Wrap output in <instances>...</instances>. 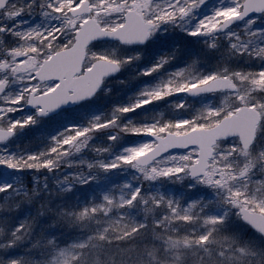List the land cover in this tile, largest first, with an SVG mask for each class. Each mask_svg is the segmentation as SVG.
Here are the masks:
<instances>
[{
    "label": "rangeland",
    "instance_id": "374dc122",
    "mask_svg": "<svg viewBox=\"0 0 264 264\" xmlns=\"http://www.w3.org/2000/svg\"><path fill=\"white\" fill-rule=\"evenodd\" d=\"M81 1L9 0L0 12V29L6 27L0 31V82L6 84L0 94V127L16 128L20 124L16 134L23 133L26 126L37 132L43 128L40 127L44 126L43 122L49 125L61 119L60 125L64 126L59 132L49 137L44 128L36 137L37 141L46 136L52 143H65L68 161L45 168L51 177L57 174L55 181H87L88 178L92 181L99 171L107 169L104 165L109 160H115L116 170L132 171L146 183L138 200L143 210L137 220L143 224L142 231L150 233V241L140 246L112 243L113 248L104 251L93 242L80 253L81 262L77 259L75 264H97L99 249L100 256L108 258L112 254L118 260L125 259L128 262L125 264H264V238L243 224L238 215L241 205L252 209L256 204L264 212V175L261 174L264 165L257 179L250 174L255 163L264 161V15L249 17L241 25L219 33L214 28L236 13L242 0H211L203 6L198 0H88L89 13L72 16L70 10ZM49 4L53 7H48ZM57 8L62 10L55 11ZM181 8L185 10L183 13ZM128 9L138 10L154 24L151 39L143 46L92 45L86 56L90 64L96 55L110 53L122 65L119 77L103 84L96 96L104 97L108 85L120 84L122 77L134 84L144 82L140 86L141 95L132 100L136 102L134 108L112 114L115 120L97 126L85 125L87 119L89 124L102 119L90 116L97 113L96 96L60 112L54 120V116L50 120L36 118L34 110L24 108L28 92L39 93L51 88L48 82L39 83L34 79L33 73L42 58L57 48L58 42L70 41L77 25L86 17L115 26ZM161 16L165 19L161 20ZM197 31L198 35L190 34ZM217 39L221 44L209 48ZM170 43L177 44V50L161 51L162 46ZM189 43L201 47L198 58L189 70L176 68L177 61L192 55ZM209 66L216 72L213 76H229L235 89L218 94L216 103H210L211 98L206 96L177 95L184 87L206 79L205 67ZM211 104L224 113L242 104L259 110L261 121L249 149L243 150L237 138L217 142L206 175L195 179L188 176V165L196 159L195 147L166 153L148 166L134 163V157L154 144V140L142 136L137 141L138 129L147 127L150 121L153 125L170 123L171 131H176L188 116L212 115ZM98 135L115 137L114 141H122L123 146L117 148L114 157L105 160L103 154H92L89 150ZM11 146L10 141L0 144V206L3 201L13 202L23 193L19 174L6 176L13 170ZM18 152L14 153L16 157ZM23 195L26 197V192ZM211 202L214 209L210 207ZM19 204L16 200L14 212L9 210L15 217L18 214L14 226L0 227V264H22L17 260L21 258L24 264H31L25 233L29 229L32 232L41 218L35 216L31 220L25 214L19 216L23 213ZM51 224L58 222L51 219ZM80 224L88 229L94 225L93 222ZM66 253L60 252V257L55 256L45 264H65L62 256ZM109 261L114 262L113 258Z\"/></svg>",
    "mask_w": 264,
    "mask_h": 264
},
{
    "label": "trees",
    "instance_id": "16d2710c",
    "mask_svg": "<svg viewBox=\"0 0 264 264\" xmlns=\"http://www.w3.org/2000/svg\"><path fill=\"white\" fill-rule=\"evenodd\" d=\"M100 22L104 26L112 27L107 21L103 20ZM68 42L69 39L63 42H58L55 47H63ZM220 44L221 43H219L217 39L212 42V45H210L209 48H214ZM92 45H106L111 48H119L123 46L117 42L106 41H98ZM177 47V44L170 43L162 46L161 51L173 49V51H175L177 50ZM189 47L191 50L190 54L192 55L188 58L177 61L176 64H174L176 68L186 67V69L189 70L192 67V63L198 58L199 54H197V52H200L201 47H193V43H189ZM157 55H159V53H157ZM96 56H104L114 59V56L110 53ZM152 63L153 61L150 64ZM150 64L148 66H150ZM147 67H144V70H146ZM205 69L207 72L205 75L206 79L216 73L211 71L212 69L210 66L205 67ZM116 77L119 76L116 75L107 78L104 84L106 85L110 80L115 79ZM121 79L122 81L120 80V84L117 82L108 85L104 97L100 94L96 96V98L98 97V102L95 107L97 113L93 112L90 116L92 117L94 115L93 118L99 116L102 119H93L95 120V124H89L87 119L85 122L86 126H97L99 124L111 122L112 120H115L116 117L112 116V114L123 113L136 106V102L132 100L135 99L136 96L141 95L139 94L141 90L140 86L143 85L144 82L140 81V83L134 84L128 79L124 81L125 78L123 77ZM203 80L197 81L196 83H200ZM127 82L131 85H127ZM220 93L221 92L210 94L206 97L211 98L210 103H216L217 101L215 97ZM128 95L130 96L128 97ZM210 108H212L210 109L212 115H204V113H202L198 117L188 116L186 123L179 126V129L176 131H186L195 126H210L226 114V112L224 113L219 107L212 104L210 105ZM69 110L70 109H66L64 111ZM173 110L177 111L175 107H173ZM106 114L108 115L106 116ZM55 117L53 120L56 119ZM193 118L194 120H192ZM50 119L51 118L42 120ZM75 122L77 121L75 120ZM62 123L61 119H58L49 125L48 122H43L44 126H40L43 128H40L37 132H32L30 130L31 127L26 126L24 127L23 133L15 134L14 138L10 140L12 145L10 147V153L13 154L11 167L13 170L10 169V173L6 174V176L11 177L10 175L19 174L22 181V184H20L22 186V192H26V197H24L22 193L16 199L21 203L19 205L22 206L23 213L19 216L25 214L26 216H30L31 220L35 216L41 218L40 223L34 226L32 232L31 229H29L25 233V238L27 239L25 245L28 248L31 259L29 263L45 264L55 256L60 257V252L67 251V253L62 256L65 260V264H75L77 259L81 262L82 259L80 258V253L83 254L88 249L87 246L93 242H96L101 246L103 251L106 248L112 249V243L140 246L149 242L151 236L150 233L142 231L143 224L137 220L143 210L140 207L138 200L143 193L144 187H146V183L141 181L140 177L132 173V171L126 173L119 172L120 170H116L118 167L117 161L109 160L114 157L113 154L117 151V148L123 146L122 141H114L115 137L105 138L100 135L94 137L95 143L89 146L90 152L92 154L93 152L103 154L105 160H109V164L104 165L107 169L99 171L98 176L94 177V180L92 181L89 180V178L87 181L84 179L83 181L75 182L55 181L58 180L57 174L53 173L52 177L54 178H52L47 170H45L46 167H43V165L46 161H51V164L55 166H58L57 164L60 162L68 161L67 153H65L66 146L65 143L61 141H58V143H52L46 136L40 138L38 141L36 137H39L38 132H41L42 134L44 128L47 129L49 137H52L63 128L64 125H60ZM19 126L20 124L15 125L14 127L18 128ZM150 129H152L153 132L162 133L167 130H172V127L170 123H167V125H153V123L149 121L147 127L138 129L137 134L139 136L136 137V140H140L143 133ZM18 150V156L16 157L14 153ZM15 164H17L16 167H13ZM263 165L264 161H259V163H255L253 169L250 170V174H252L255 179H257L258 171ZM17 168L18 170H16ZM261 174L264 175L263 170ZM34 177L36 178L34 179ZM240 180V177H238L237 181ZM16 200L14 198L11 203L5 201L1 203V228H8L7 226L11 227V225L14 226L13 224L15 223L18 214L15 217L14 215H11L9 210H11L12 213L14 212V203ZM249 202L250 203L248 204L252 206V201ZM210 207H213L212 202ZM253 207L254 209L262 211L261 207L256 204ZM212 209H214V207ZM51 219L54 222L57 220L58 224H51ZM88 222H90L91 225L92 222L94 223L91 229L80 224ZM98 251L97 264L128 263L125 259L118 260V256H110L112 254H108V258L100 256ZM109 258H113L114 262H110ZM17 260H20L22 264L25 263L22 258Z\"/></svg>",
    "mask_w": 264,
    "mask_h": 264
},
{
    "label": "water",
    "instance_id": "95a60500",
    "mask_svg": "<svg viewBox=\"0 0 264 264\" xmlns=\"http://www.w3.org/2000/svg\"><path fill=\"white\" fill-rule=\"evenodd\" d=\"M7 1L0 0V9ZM206 1L208 0H200L199 4L203 5ZM88 11V2L83 1L72 9L71 13L80 15ZM263 11L264 0H243L240 11L224 19L216 30L222 31L251 14ZM151 27L152 23L145 21L134 9L125 11L123 22L112 29L101 27L95 18H86L76 30L71 45L53 52L34 72V77L40 83L52 80L56 84L51 90L43 93L29 92L25 108H36L37 116L49 117L63 108L73 107L82 101L91 99L101 87L104 78L120 71V65L113 60L98 58L92 62L90 67L82 71L87 46L98 40L141 45L147 41ZM4 88L5 83H0V93ZM233 88L228 77L217 76L201 85L183 89L180 93L195 96ZM259 120L260 113L257 109L253 106L242 105L210 127L193 128L179 134L174 132H167L164 135L147 133L144 137L152 138L156 142L150 149L138 155L134 162L139 166H146L170 150L197 146V160L189 165V176L191 178L204 176L208 160L213 153L214 143L225 138L238 137L241 147L247 149L254 139ZM13 135V129L0 128V143L6 142ZM239 214L243 222L264 237L263 214L246 207L240 208Z\"/></svg>",
    "mask_w": 264,
    "mask_h": 264
},
{
    "label": "snow or ice",
    "instance_id": "6c2138e0",
    "mask_svg": "<svg viewBox=\"0 0 264 264\" xmlns=\"http://www.w3.org/2000/svg\"><path fill=\"white\" fill-rule=\"evenodd\" d=\"M74 2H75V0H74ZM48 7L51 8V7H53V6H52L51 4H49ZM54 10H55V11H61L62 8H57V9H54ZM180 11L183 13L185 10H184L183 8H181ZM44 14L47 15L48 13H44ZM160 19L163 20V19H165V17H164V16H161ZM190 34H191V35H198L199 32L197 31V32H193V33H190ZM149 39H151V37H149ZM146 42H147V41H145V43H146ZM51 163H52L51 161H46V162L44 163L43 167H48L49 165H51ZM7 191H8L7 189L4 190V194H5V195L7 194Z\"/></svg>",
    "mask_w": 264,
    "mask_h": 264
}]
</instances>
